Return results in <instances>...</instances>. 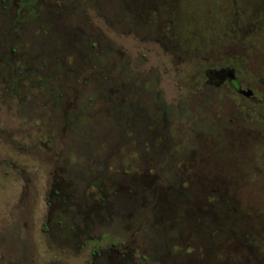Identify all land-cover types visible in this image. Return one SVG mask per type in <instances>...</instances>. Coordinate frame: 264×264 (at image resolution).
Here are the masks:
<instances>
[{
    "label": "rangeland",
    "instance_id": "374dc122",
    "mask_svg": "<svg viewBox=\"0 0 264 264\" xmlns=\"http://www.w3.org/2000/svg\"><path fill=\"white\" fill-rule=\"evenodd\" d=\"M103 191L155 197L137 264H264V0H0V264H107L117 222L71 219Z\"/></svg>",
    "mask_w": 264,
    "mask_h": 264
},
{
    "label": "flooded vegetation",
    "instance_id": "af4514ba",
    "mask_svg": "<svg viewBox=\"0 0 264 264\" xmlns=\"http://www.w3.org/2000/svg\"><path fill=\"white\" fill-rule=\"evenodd\" d=\"M206 75L209 77L208 83L219 85L227 81L237 93L243 94L247 99L256 100L251 92L239 90L238 83L236 82L231 69L222 68L218 71H206ZM159 113L160 112L158 111V114ZM161 114H163V112H161ZM146 140L150 147H146L147 144L140 142V154L143 156L147 154V151L153 150V154H150L149 164L153 167H158L159 163L163 160L164 153L160 149L154 148L149 139ZM165 178L167 181L170 179L168 177ZM127 182L131 183L128 179ZM103 193L104 195L100 200L99 206H91L87 201L83 202V205L81 206H75L76 208L72 212L73 216L71 219L73 229L77 232L76 240L78 242H83V240L80 239V236L87 234L88 230H94L97 226L110 228L115 221L117 222L119 229L123 232L125 244L119 242V246H117L114 242H110L109 245L105 246L99 243L88 245V250L90 249V258L98 259L100 257L101 260L103 259L107 264H137L136 262H138V260L146 261L150 256L149 250L151 251V249L146 240L148 242H153L154 248L151 252L154 253L155 257L162 259L164 257L163 252L171 253L168 246L170 240L169 233L159 230L158 227L160 224L158 222H151V220L155 218V214L158 213V208L155 207L157 203L152 194H145L141 198L145 200L147 204L153 205L148 207L146 203L144 205L140 204L141 199L139 201L137 199L142 193L137 194L136 191L132 194L129 193V196L122 194L118 197L113 193L108 194L106 191H103ZM113 204L117 206V209L112 206ZM83 215H85V217H81ZM150 216L152 217L151 220ZM88 239V243L93 241V239ZM99 242L101 241L99 240ZM129 245L132 247L131 250L127 249ZM83 246L84 242L80 244V247ZM137 248L140 249L138 258H136Z\"/></svg>",
    "mask_w": 264,
    "mask_h": 264
}]
</instances>
